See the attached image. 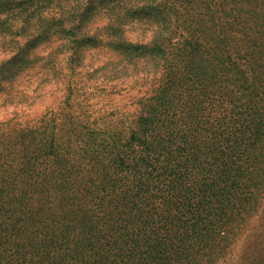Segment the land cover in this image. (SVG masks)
Returning a JSON list of instances; mask_svg holds the SVG:
<instances>
[{"label":"trees","instance_id":"obj_1","mask_svg":"<svg viewBox=\"0 0 264 264\" xmlns=\"http://www.w3.org/2000/svg\"><path fill=\"white\" fill-rule=\"evenodd\" d=\"M0 48L10 102L35 78L65 82L70 104L83 70L143 90L128 124H0V264H192L196 243L254 215L264 0H0ZM257 220L264 231V208Z\"/></svg>","mask_w":264,"mask_h":264},{"label":"rangeland","instance_id":"obj_2","mask_svg":"<svg viewBox=\"0 0 264 264\" xmlns=\"http://www.w3.org/2000/svg\"><path fill=\"white\" fill-rule=\"evenodd\" d=\"M125 29V34L130 39H140L142 35L146 38L150 35V26L142 23L138 25L129 23ZM89 54L97 58L94 59ZM6 55L0 48V59ZM107 56L109 55L105 54L104 50L100 53L94 51L87 53L86 61L92 59L90 61L92 67L86 69L91 71L102 60L107 59ZM64 70L70 71L66 67ZM82 72H84V74L81 73L83 82L78 86L85 83V88L79 90V95L70 100V104L65 103L67 90L64 89L65 82L62 81L43 83L39 79L32 78L29 83H21V90L28 86L24 95H29L23 96L26 97L24 100L16 99L18 100L16 102L15 100L10 102L6 94L1 93L0 124L10 121L12 124L23 125L28 121L51 117L62 118L63 115L70 114L88 116L90 120L101 124L105 118L113 122L123 120L128 124L136 108L135 102L143 95V90H140L138 86L133 87L135 84L128 81L120 83L111 80L101 85L99 82L102 78L89 81L85 70ZM98 75L100 73L92 77ZM72 106L74 111L70 108ZM263 208L264 198L258 204L254 215L243 227L240 228L237 224L230 225L225 221V226L210 232L209 236L211 235L212 238L208 239L207 243H196L193 251L196 263L192 264H264V231L256 227ZM179 264H185V262H179Z\"/></svg>","mask_w":264,"mask_h":264}]
</instances>
